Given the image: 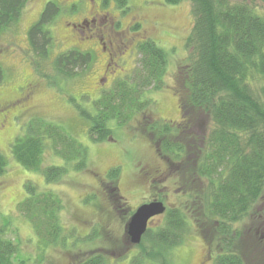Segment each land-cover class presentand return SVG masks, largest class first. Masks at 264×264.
I'll return each mask as SVG.
<instances>
[{
  "label": "rangeland",
  "instance_id": "1",
  "mask_svg": "<svg viewBox=\"0 0 264 264\" xmlns=\"http://www.w3.org/2000/svg\"><path fill=\"white\" fill-rule=\"evenodd\" d=\"M48 1L56 2L60 11L46 25L53 40L48 56L43 58L34 54L27 32ZM231 1H246L264 15V0ZM191 8L189 0H127L124 6L114 0H26L18 18L0 29V102L17 97L27 84L33 88L28 97L0 107V153L7 162L0 174V227L3 236L17 244L16 261L77 264L82 258L101 254L104 264H128L140 243H129L125 233L135 208L155 199L161 200L165 209L177 206L186 187L182 181L187 186L191 183L187 180L190 173L174 170L175 166L160 154L158 136L148 132L147 127L150 123L170 122L175 129L181 120L174 75L179 66L189 63L187 40L194 22ZM137 15L144 19L142 26L130 27L138 20H131ZM99 19L109 27L102 30ZM108 32L117 33L118 46L112 53H108ZM146 37L167 52L161 88L144 91L151 102L149 109L138 112L120 127L109 122L111 133L106 140H92L78 105L93 113V102L102 91L110 89L119 78L131 77L138 67V44ZM69 49L90 52L92 61L73 77H64L56 73L52 61ZM33 118L57 124L85 146L86 166L76 169L73 162L65 163L49 146L42 154V164L66 166L60 179L47 182L41 171L21 166L12 157L10 145ZM111 169L118 171L115 185L123 204L112 196L115 185L108 175ZM27 181L38 192H51L57 198L60 208L56 215L64 245L61 238L55 244L44 245L19 210L20 202L28 196ZM163 215H155L148 225L162 224ZM208 224L190 223L184 241L170 250L169 264H212L218 252L227 251L212 221L210 227ZM232 227L237 233L231 251L239 253L245 264H264V190L250 213Z\"/></svg>",
  "mask_w": 264,
  "mask_h": 264
},
{
  "label": "trees",
  "instance_id": "2",
  "mask_svg": "<svg viewBox=\"0 0 264 264\" xmlns=\"http://www.w3.org/2000/svg\"><path fill=\"white\" fill-rule=\"evenodd\" d=\"M25 1L0 0V29L18 18ZM114 1L120 6L127 3ZM189 1L194 16L187 40L189 63L178 67L173 87L181 120L175 129L170 122H155L147 130L158 136L160 154L174 170L190 173L187 180L191 183L187 186L182 181L186 186L183 197L177 206L166 208L162 224L148 225L128 264H169L170 250L184 241L190 223L207 222L210 227V220L227 250L218 252L212 264H245L239 253L231 251L237 233L232 224L250 213L264 190V15L246 1ZM59 11L56 2H46L28 29V42L36 56H48L53 37L46 25ZM138 52V67L132 76L119 78L102 91L93 102V113L78 105L92 140H106L111 133L109 122L120 127L149 109L151 102L144 91L161 88L167 52L147 37L139 42ZM91 61L90 52L69 49L55 56L52 67L59 75L73 77ZM2 77L0 68V81ZM46 146L65 163L73 162L76 169L86 166L85 146L57 124L41 118L27 122L25 132L11 143L10 152L24 168L41 171L47 182L56 181L66 166H44ZM6 163L0 153V174ZM108 175L115 185L117 169L109 170ZM25 188L28 196L20 202L19 210L29 219L37 238L44 245L61 238L64 245L55 195L38 192L31 181ZM113 188L112 196L123 204L116 185ZM3 231L0 227V264H24V260H15L17 244L4 237ZM77 264H104V258L94 254Z\"/></svg>",
  "mask_w": 264,
  "mask_h": 264
},
{
  "label": "water",
  "instance_id": "3",
  "mask_svg": "<svg viewBox=\"0 0 264 264\" xmlns=\"http://www.w3.org/2000/svg\"><path fill=\"white\" fill-rule=\"evenodd\" d=\"M164 211L165 205L161 200L155 199L139 204L125 225V233L128 236L129 243H139L147 229L149 219Z\"/></svg>",
  "mask_w": 264,
  "mask_h": 264
},
{
  "label": "flooded vegetation",
  "instance_id": "4",
  "mask_svg": "<svg viewBox=\"0 0 264 264\" xmlns=\"http://www.w3.org/2000/svg\"><path fill=\"white\" fill-rule=\"evenodd\" d=\"M143 18L142 15L141 16H134L133 19L131 20H134V19H138L136 20V23L135 24H132L129 26L130 27H141L142 26V23L144 21V19H141ZM98 21V25L99 27L102 29V30H105L107 27H109V25L106 26L105 23H103V21L101 19L97 20ZM79 24H82V21H80ZM83 25V24H82ZM75 26V25H74ZM106 26V27H105ZM105 27V28H104ZM104 28V29H103ZM77 30H79L77 28ZM143 32H145V30H143ZM107 38V41L108 43L110 44V46L108 47V53H112V52H115V47L118 46V44L116 43V40H117V33H111V32H108L105 36ZM101 39V38H100ZM104 43V42H103ZM104 47V46H103ZM33 88H32V85L31 84H27L23 87V90L20 92V94L17 96V97H14V98H10V99H7V100H4L2 102H0V107L2 106H7V105H11V104H14L16 102H18V100H20L21 98H26L29 96V94L32 92ZM5 113H2L1 117L2 119L5 118ZM152 218L149 219V223L151 222Z\"/></svg>",
  "mask_w": 264,
  "mask_h": 264
}]
</instances>
